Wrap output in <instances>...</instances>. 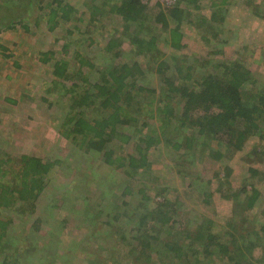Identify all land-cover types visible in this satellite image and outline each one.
<instances>
[{
	"label": "trees",
	"instance_id": "trees-1",
	"mask_svg": "<svg viewBox=\"0 0 264 264\" xmlns=\"http://www.w3.org/2000/svg\"><path fill=\"white\" fill-rule=\"evenodd\" d=\"M231 2L176 0L175 5L166 10L159 0L85 1L90 13L86 35L96 27L98 15L110 12L120 16L127 33L131 32L128 47L135 50L137 57L151 55L157 60L164 57L156 67L160 75L159 88L140 84L145 73L140 60L115 62L123 49L116 52L119 43L114 38L104 49L106 54L112 53L110 57L102 58L106 66L94 70L96 73L92 71L96 63L80 50L74 53L78 71H72L70 61L65 58L52 63L55 80L49 93L53 94L58 85L63 84L65 94L70 96L67 98L70 107L66 110L69 113L62 114L63 120L58 127L60 135L71 141L73 147L66 159V169L70 171L74 167L79 170L87 166L95 173L91 164L95 159L102 162L108 172L122 171L125 176L120 192L111 190L117 180L114 178L109 187H105L104 201L98 198L96 204L84 202L81 213L93 224L102 214L108 213L110 217L106 228L70 246L76 254L81 248L88 251L86 264H213L217 259L223 264H249L252 262L250 255L258 245L264 244V220L257 223L258 231L252 230L257 235L256 243L249 241L250 233L245 229L237 231L240 233L237 236V232L229 230L232 224L229 228L223 227L215 218L205 215L215 198L231 202L236 214L252 211L256 205L260 208L264 203V189L260 185L264 179H259L264 174L262 169L241 161L238 163L243 168L238 171L241 178H235V168L230 164L233 157L236 154L241 157L246 148L254 150L255 143L251 140H264V87H257L259 80L245 61L219 59L225 51L213 49L211 56H196L194 59L182 55L187 48L184 44L185 25L195 26L201 40L210 49L219 45L223 47L226 42L233 43L232 35L229 42L224 39ZM242 3L246 10L250 9V15L264 20V0H244ZM30 4L19 0L12 13L18 8L25 10ZM50 4L53 5L48 14L50 31L60 25L58 18L71 21L77 14L79 22L84 20L86 12L79 11L66 0H53ZM38 7L41 10V6ZM148 23L153 25L150 32H155L160 25L163 33L149 34L145 30ZM21 24L23 20L16 26ZM6 28L14 29L15 26L8 24ZM23 29L29 30L28 27ZM146 31L150 36L144 35ZM86 42L92 46L95 40L89 37ZM70 44L68 41L63 46L66 54ZM48 55L51 54L44 57ZM189 59L193 60L191 65L186 62ZM51 61L46 58L42 62L48 64ZM85 71L92 73L88 76ZM95 74L99 75L97 81L90 78ZM63 81L74 82L68 86ZM62 100V96L57 97L56 102ZM77 153L79 158L75 159ZM158 153L170 156V164L154 163L161 157L157 156ZM207 162L216 166L210 168V177H194L185 189L188 193L191 191L193 199L197 198V208L198 204L202 206L194 215L187 210L185 196L178 195L180 190L175 195L169 192L166 184L154 189L148 182L154 178L155 183H162L166 172H171L186 183L187 176L191 177L190 174L198 172L197 169ZM59 164L60 158L45 161L29 155L18 158L0 155V216L4 212L9 214V219L0 218V255L3 256L0 264H22V260L27 264L36 250L42 248L36 235L44 222L34 220L29 229H34L35 234L19 241L13 238L14 244H10L9 227L14 223L11 217L19 216L20 219L22 213L26 217L22 224L31 222L37 202ZM188 167L189 170H185ZM69 171L66 178H71L72 172ZM76 183L74 178L70 188L76 187ZM96 206L100 209L95 213ZM130 208L134 217L127 212ZM226 235L230 236L228 240L223 238ZM114 237V241H106ZM101 240L108 247L100 246L98 242ZM114 243L119 245L117 251L103 260L91 259L97 255L96 249L109 251ZM92 245L94 249H90Z\"/></svg>",
	"mask_w": 264,
	"mask_h": 264
},
{
	"label": "rangeland",
	"instance_id": "rangeland-1",
	"mask_svg": "<svg viewBox=\"0 0 264 264\" xmlns=\"http://www.w3.org/2000/svg\"><path fill=\"white\" fill-rule=\"evenodd\" d=\"M18 1L0 0V155L8 154L15 158L29 155L39 157L45 161H54L60 158L61 164L57 165V171L49 179L44 192L41 194L37 202V209L34 215L30 217L31 222L22 224L26 218L22 213L20 214L21 220L19 216L11 217L14 223L9 227L10 244H14L13 238L19 241L22 238H29L30 235L35 234V230L29 228L34 220L39 219L44 224L40 226L36 239L43 246L36 250V253L33 254L30 262L27 264H86L85 260L88 251L86 249L84 251L81 248V251L79 252L78 250L76 254L71 251L70 246L76 242H80L83 238L91 237L92 233L97 230L101 231L106 228V223L110 220V217L108 213L102 214L98 218L97 223L93 224L92 220H87L86 215L81 213V210L84 208V202H89V204L94 202L96 204L98 198L104 201V191L113 182L111 179L114 178L117 180L114 182L115 187L111 190L120 192L125 184V176L122 174V171L116 173L108 172L102 162L92 159L91 156L88 157L95 162V164L91 163L92 167H95L93 168L95 173L91 172L87 166H83L79 170L74 167L70 171L66 169V159L69 157L73 147L71 141L65 140L60 135L58 127L63 120L62 114L69 113L66 110H69L70 107V101H67V98L70 96L65 94L66 90L62 86L63 84L58 85L57 90L53 94L49 93V89L55 80L52 74V63L65 58L70 61V69L78 71L76 69L78 62L74 53L75 50H80L84 56L96 63V68L92 70L96 73V69L99 71L106 66L102 58L110 57L112 53L106 54L104 49L109 40L114 38L119 43L116 52H122L123 49L121 57L116 59L115 62L140 60L145 71L139 81L140 84L150 88H159L160 75L156 72V67L160 61L164 60V57L162 59L158 58V60L151 55L149 57H137L135 50L128 47V39L131 32L127 33L120 16L110 12H106L103 16L98 15L96 27L92 29L89 35H86V24L89 22L90 17V13L84 5L86 0H66L79 11L86 12L83 16L84 20L79 22L76 17L77 14L72 16L73 19L71 21H63L58 18L57 21L60 25L54 31H50L48 26V14L53 7L50 3L53 0H26L31 4L26 6L25 10L18 8L17 12L12 13V9L17 8L16 3ZM159 1L166 10L169 7H173L176 3V0ZM243 1L232 0V5L229 6L230 12L227 16L224 39L229 42L228 39L232 35V44L226 42L227 45L223 47L219 45L217 47L213 46L210 49V46L208 47L201 40L200 32L195 26L185 25L183 26L185 32L184 44L187 48L183 50L182 55L194 59L196 56H211L213 49L225 51V54L219 59H240L241 61H245L255 78L259 80L257 87L261 88L262 86L264 87V20L250 15L248 13L250 9L246 10L244 3H242ZM38 6H41V10ZM21 20H23V24L16 26ZM8 24L14 25L15 28L8 30L6 28ZM152 26L151 23L145 26V30L149 34L163 33L164 30L161 29L160 25L157 26L155 32H150V27ZM24 27H28L29 30L23 29ZM132 28L134 29V26ZM147 31L144 35H149ZM89 37L95 40L92 46L86 42ZM68 41H71V46L67 52L69 56L63 50V46ZM164 50L169 54L170 51L167 48ZM49 53L51 55L44 57L45 54ZM46 58H51V63L44 64L42 61ZM214 58H217V56ZM186 62L191 65L193 60L189 59ZM85 72L88 76L89 73H92L90 71ZM90 78L93 81H97L99 75H91ZM63 82L64 85L71 86L74 81ZM54 96L56 100H54ZM61 96L64 101L62 100V102L57 103V97ZM46 98L49 101H46ZM50 103L53 104L50 105ZM250 142L255 143L254 150L257 151L248 147L241 157H238L236 154L230 162L235 168V178H241V172H238L243 170L238 165L241 161H247L246 164L253 167L257 166L264 172V140L256 138ZM163 150L167 152V150ZM181 152L183 153L184 150H181ZM78 153L74 156L75 159L79 158ZM248 154H250L249 157H247ZM157 156L159 157L161 154L158 153ZM226 156L228 155L226 154ZM170 160V156L165 153L154 163L160 162L162 165V163L168 162L170 164ZM68 163L71 162L69 161ZM214 167H216L215 164L209 162L203 163L197 169L198 172L190 174L191 177L187 176L185 179L186 183L180 176L174 177V174L171 172H166L165 176L167 179L163 173H160L164 176L162 183H155L154 178H149L151 180L148 182L152 183L154 189L158 185L166 184L170 188L169 192L171 193L180 190L178 195L185 196L183 198L187 200V210L194 215L202 206L198 204V209L196 206L197 198L193 199L194 195H191V191L188 193L185 189L188 188V184L192 182L194 177L205 176L206 179L209 178L211 174L210 168L213 169ZM185 170L188 171L189 167ZM68 171L72 172L70 174L71 178H66ZM196 173H199V175H195ZM74 178H76L77 182L74 186H77L70 188L71 186L69 185H71ZM259 179H264V174ZM90 181L94 182L89 184L88 182ZM146 184L149 186L147 182ZM263 184L264 182L260 185L264 189ZM193 187L196 188V184ZM149 192L153 194V190L150 189ZM84 199L87 200L84 201ZM121 201L122 198L118 203ZM98 209L100 208L96 206L94 212L96 213ZM263 210L264 203L260 208L256 205V208L252 209V211L236 214L233 211V204L231 202L220 201L218 198H215L213 206L210 210L206 211L205 215L215 218L223 227H228L229 224H232L230 228L228 227L230 231L237 232L245 229L246 232L250 233L249 241H256L257 243V235L252 230L258 231L257 223L264 220ZM127 212L134 217L135 214L132 213L131 208ZM8 215V212H4L0 218L3 220L9 219ZM123 226L124 222L122 223ZM238 235H240L239 232H237ZM223 238L228 240L230 236L226 235ZM114 239L115 237L113 240L106 239V241L112 242ZM46 240L50 241V243L48 244ZM99 242L100 246L108 247L107 244L103 245L105 241L101 240V243ZM117 246L119 245L114 243L109 248V251L104 248L101 251L96 249L97 255L94 254L91 259H95L96 261L97 259L103 260L105 256L111 255L113 251H117ZM90 249H94V246L92 245ZM263 255L264 244L258 245L250 255L252 262L249 264H264ZM2 258L3 256L0 255V262ZM22 264H25L24 260H22ZM213 264H223V262L217 259Z\"/></svg>",
	"mask_w": 264,
	"mask_h": 264
}]
</instances>
